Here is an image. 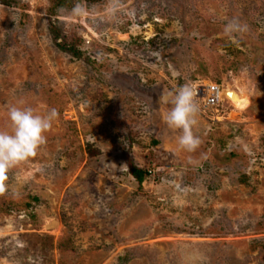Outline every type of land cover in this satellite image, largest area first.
<instances>
[{"label": "rangeland", "instance_id": "374dc122", "mask_svg": "<svg viewBox=\"0 0 264 264\" xmlns=\"http://www.w3.org/2000/svg\"><path fill=\"white\" fill-rule=\"evenodd\" d=\"M77 2L0 0V130L13 104L58 112L0 179V264H264V0ZM196 82L251 106L199 99L188 153L163 117Z\"/></svg>", "mask_w": 264, "mask_h": 264}, {"label": "clouds", "instance_id": "9594fccd", "mask_svg": "<svg viewBox=\"0 0 264 264\" xmlns=\"http://www.w3.org/2000/svg\"><path fill=\"white\" fill-rule=\"evenodd\" d=\"M89 14V8L82 2L74 4L69 15L82 18ZM247 31V25L238 19H232L224 26V32L235 39L238 34ZM171 107L164 114V121L169 129L179 130L176 144L180 150L195 152L201 140L194 134L197 124L199 106L196 101V90L191 83H185L171 94L168 101ZM58 112L55 108L46 114H37L31 107L10 105L8 119L11 131L0 130V179L7 171L21 162L34 156L41 145L46 142V133L53 127Z\"/></svg>", "mask_w": 264, "mask_h": 264}, {"label": "built area", "instance_id": "2783aa9c", "mask_svg": "<svg viewBox=\"0 0 264 264\" xmlns=\"http://www.w3.org/2000/svg\"><path fill=\"white\" fill-rule=\"evenodd\" d=\"M193 87L196 90V101L202 100L208 108L218 107L225 100L223 90L218 85H204L202 82H196ZM149 174L152 175L153 171L149 170Z\"/></svg>", "mask_w": 264, "mask_h": 264}, {"label": "trees", "instance_id": "16d2710c", "mask_svg": "<svg viewBox=\"0 0 264 264\" xmlns=\"http://www.w3.org/2000/svg\"><path fill=\"white\" fill-rule=\"evenodd\" d=\"M58 37H56L57 40ZM59 48H61L63 51L75 56L76 58H79L81 56V53L79 49L73 45H67V44H58ZM230 157H235L234 154H231ZM170 164V163H169ZM171 165V164H170ZM128 169L130 172V175L136 180L139 187L142 188L144 182L150 177L149 170H146L136 163L134 161L128 162Z\"/></svg>", "mask_w": 264, "mask_h": 264}, {"label": "bare ground", "instance_id": "6f19581e", "mask_svg": "<svg viewBox=\"0 0 264 264\" xmlns=\"http://www.w3.org/2000/svg\"><path fill=\"white\" fill-rule=\"evenodd\" d=\"M223 96L226 101L229 100L234 105L238 112L246 111L251 106L250 98L243 92L227 88L225 92L223 91Z\"/></svg>", "mask_w": 264, "mask_h": 264}]
</instances>
